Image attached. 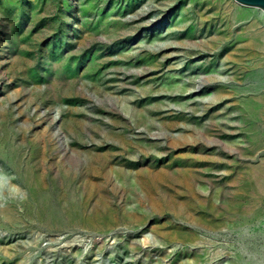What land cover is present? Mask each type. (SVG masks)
Listing matches in <instances>:
<instances>
[{
    "label": "rangeland",
    "instance_id": "obj_1",
    "mask_svg": "<svg viewBox=\"0 0 264 264\" xmlns=\"http://www.w3.org/2000/svg\"><path fill=\"white\" fill-rule=\"evenodd\" d=\"M191 1L123 2L140 25L136 34L109 45L96 35L79 55L84 69L71 76L63 68L56 79L49 45L65 29L75 41L87 0H0V264H171L186 252L199 259L183 264H264V12L223 0L228 24L217 15L188 39L175 22L207 15ZM150 9L172 39L145 38L151 14H137ZM224 34L228 50L197 62L200 41ZM166 40L176 43L158 52ZM127 53L130 73L98 80ZM198 73L212 80L186 97ZM203 95L220 102H188ZM153 132L189 144L131 142ZM202 148L225 160L190 167L189 207L181 204L183 187L154 192L142 176L160 159L178 171L180 158L192 164ZM244 210L257 214L243 217ZM181 228L192 236L183 239Z\"/></svg>",
    "mask_w": 264,
    "mask_h": 264
},
{
    "label": "bare ground",
    "instance_id": "obj_2",
    "mask_svg": "<svg viewBox=\"0 0 264 264\" xmlns=\"http://www.w3.org/2000/svg\"><path fill=\"white\" fill-rule=\"evenodd\" d=\"M79 1V0H78ZM127 0H87V4L81 8L79 20L80 23L77 26L78 32L75 33V41H71L69 38V31L68 29L64 30L63 34H55L53 41L50 43L47 57L51 61V64L54 68V70L57 71L56 79L59 78V75L61 72H64L75 76L80 70H83L86 66V63L84 61H81L79 59V55L81 52L85 50L86 47H88L93 41L96 40V35H101V38L103 40L104 45H109L110 43L114 42L120 35L125 36H134L136 34V30L140 25L134 24L135 22V16H130L129 18L126 17V14L129 12L127 8L123 7L122 4ZM197 2V4L201 7L205 8V11L207 15H199V20L196 23L188 24L185 21H178L176 23L179 25L178 28L186 29L188 30L187 38L191 39V37L194 34V31H200L204 27L208 25V28L211 27L212 20L217 16L220 15L223 19H225L226 24L230 21V18H233V16L229 13V10L226 6L223 5V0H192L191 2ZM229 4H232L229 2ZM170 3L167 1L164 4V9H169ZM234 13L235 14H243L245 13L244 10L239 9L238 7H234ZM147 14H151L150 17H148V21L145 22V26H148L149 29H152L151 34H149L148 39L151 36H158L159 38L167 37V40L172 39L173 36L170 32L163 34L162 28H158V24L161 19V14L154 13V9L148 10L147 13H139L137 14V18L144 17ZM88 15V17H86ZM175 20V19H173ZM172 20V21H173ZM171 21V22H172ZM129 24H134L132 27H128ZM232 25H228L227 29H231ZM169 31V30H168ZM179 31V29H178ZM158 42L155 45V49L158 52L165 51L169 48H172V46L175 45L176 42ZM225 40V34L221 37L219 36H209L205 40H201L200 44L203 45L204 50L201 54L197 57L196 61H201L205 58V61L201 62L202 64H206L208 62V57L220 55L221 53L228 50L227 42H224ZM129 45H127V48ZM77 48V49H76ZM123 48V47H122ZM189 47H186L188 49ZM119 51V50H118ZM121 50L118 52V54H121ZM153 52V51H152ZM148 53V57H153L154 53ZM67 53L68 56L63 57V55ZM126 58H121L123 60L122 64H118V66H111L109 69H107L106 74L99 77L98 80H103L106 75H108L111 72H120L122 75H127L130 73L131 68L134 66V61L132 60L133 55L132 53H127ZM168 57V55L163 54L162 59ZM107 61L111 62L112 64H115V62L109 57L106 58ZM156 60V58H154ZM143 70H140L138 73H143ZM212 80V73L205 74V73H198L194 80V87L192 92H189L186 97H192V93H198L203 86L209 83V81ZM165 92H157L154 93L152 96L155 97V99L158 100V96H163ZM170 98H175L173 92L167 94ZM189 103H201L208 107H214L215 105L219 104V100L213 101V97L211 96H196L194 99L188 100ZM165 139L167 142L168 147L175 148L179 146L188 145L189 143L181 138L177 139H170L168 137H165L162 133H149L148 139H145L143 136L138 135L131 140L133 143H144V141H147L148 144L153 145H159L163 140ZM200 145H204L203 141L199 142ZM207 144H210V142H207ZM160 146V145H159ZM161 147V146H160ZM160 152L163 156L171 157L173 154L172 151H168V149H160ZM181 159V166H179L178 171L175 169L171 170L169 166L164 165V159H160L158 161H151L148 164L147 169L142 171V176L144 178H147L148 185L151 187V189L155 192L161 190V193H165V191L172 190L177 191L176 185L183 187V200L181 202L182 206L189 207L190 201L189 198L191 195L194 194V191L192 190L191 182L193 179V175L195 170L193 168H190L191 166L195 165H203L207 162H213L215 167L218 168L222 164V160H225V157H222L221 154H218L216 152H212L207 148L199 149L196 152L195 157H193V163L192 164H186L185 162L187 159ZM160 163V166H159ZM167 166V167H166ZM171 167V166H170ZM206 172V171H204ZM174 173H178L176 177H171ZM0 174H4L3 168L0 167ZM151 190V191H152ZM169 192V191H168ZM217 192V196H221V193ZM224 193V192H223ZM154 197V196H153ZM221 198V197H220ZM249 210H244L242 213L243 217H250V216H256V212H249ZM181 213V209L178 212ZM182 213L180 214V216ZM221 215L219 211H215V220L217 219V216ZM223 215V214H222ZM228 218V217H227ZM184 231L185 229H182ZM180 230V231H181ZM192 236V233L185 230L184 232V238H188ZM96 246V244H95ZM149 253V252H148ZM157 254L162 255L160 251H157ZM199 259L198 252H186L184 256V260L176 259L175 261L171 262V264H183V263H195ZM208 263V262H207Z\"/></svg>",
    "mask_w": 264,
    "mask_h": 264
},
{
    "label": "water",
    "instance_id": "obj_3",
    "mask_svg": "<svg viewBox=\"0 0 264 264\" xmlns=\"http://www.w3.org/2000/svg\"><path fill=\"white\" fill-rule=\"evenodd\" d=\"M234 1L246 7L261 9L264 12V0H234Z\"/></svg>",
    "mask_w": 264,
    "mask_h": 264
}]
</instances>
